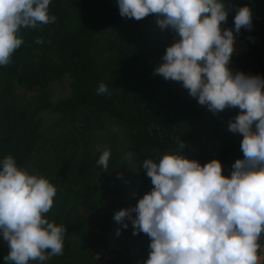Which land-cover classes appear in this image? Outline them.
I'll list each match as a JSON object with an SVG mask.
<instances>
[{
  "label": "trees",
  "instance_id": "trees-1",
  "mask_svg": "<svg viewBox=\"0 0 264 264\" xmlns=\"http://www.w3.org/2000/svg\"><path fill=\"white\" fill-rule=\"evenodd\" d=\"M225 2L231 11L224 29L234 30L238 8L252 10L251 29L234 32L245 48L233 53L229 68L264 77V0ZM49 14L56 22L21 29L24 43L10 65L0 66V161L12 155L18 167L58 188L46 218L66 228L64 251L44 264H143L150 238L133 235L130 220L127 229L114 220L154 187L143 160L158 162L179 139L186 145L182 155L203 166L208 132L219 143L213 160L230 177L244 158L243 136L227 130L240 110L213 113L182 82L153 75L176 37L171 29L160 30L154 15L122 17L117 0H52ZM37 37L44 43L37 44ZM64 76L70 95L55 103L56 119L44 125L40 112L48 89ZM100 83L110 94H96ZM97 146L111 150L107 170L97 164ZM259 243L264 264V234ZM117 246L121 254L98 256ZM8 251L0 235V264Z\"/></svg>",
  "mask_w": 264,
  "mask_h": 264
},
{
  "label": "clouds",
  "instance_id": "clouds-1",
  "mask_svg": "<svg viewBox=\"0 0 264 264\" xmlns=\"http://www.w3.org/2000/svg\"><path fill=\"white\" fill-rule=\"evenodd\" d=\"M52 0H0V66H8L24 43L21 29L54 24ZM120 15L140 21L156 17L160 30L176 33L175 42L153 75L182 82L189 95L213 113L239 108L227 130L243 136V159L223 175L219 160L201 165L182 155L186 145L142 168L152 190L136 206L116 212L114 220L133 235L150 240L143 264H259L264 234V77L233 73L235 33L251 29L252 10L237 9L235 28L224 29L231 9L225 0H117ZM37 44H43L37 37ZM97 95L110 94L100 83ZM98 166L107 170L111 150L97 146ZM133 154L127 158L131 161ZM58 188L48 178L18 167L8 155L0 161V235L7 243L6 264H44L63 255L66 228L50 222ZM135 214V215H133ZM123 229L117 230V236Z\"/></svg>",
  "mask_w": 264,
  "mask_h": 264
},
{
  "label": "rangeland",
  "instance_id": "rangeland-1",
  "mask_svg": "<svg viewBox=\"0 0 264 264\" xmlns=\"http://www.w3.org/2000/svg\"><path fill=\"white\" fill-rule=\"evenodd\" d=\"M244 48H245V44L241 40L236 38L234 52L243 50ZM232 71L234 74L237 72H240L239 70H232ZM69 81L70 80L68 76H64L61 80L54 81L51 83L48 89L49 95L40 112V116H41V119L44 125H48L56 119L57 114L54 111L55 103L58 100L68 97L70 95ZM209 136H210V133L207 132L203 137V140L206 142L205 157H206L207 163L211 162L214 159L217 149L219 147V143L216 140L209 139ZM138 201L139 199L132 201L130 204V208L136 206ZM121 252L122 251L118 248V246L111 247L110 249L107 250L106 253L100 252L98 256L103 257V255L105 254L116 256V255L121 254ZM101 264L103 263L101 262Z\"/></svg>",
  "mask_w": 264,
  "mask_h": 264
}]
</instances>
